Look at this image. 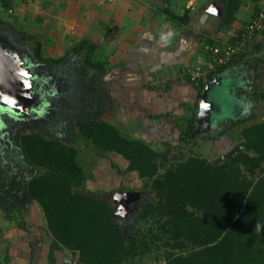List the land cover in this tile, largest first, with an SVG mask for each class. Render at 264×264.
<instances>
[{
  "label": "trees",
  "instance_id": "16d2710c",
  "mask_svg": "<svg viewBox=\"0 0 264 264\" xmlns=\"http://www.w3.org/2000/svg\"><path fill=\"white\" fill-rule=\"evenodd\" d=\"M13 1L0 0V13L15 22L19 18L13 8L18 4ZM27 1L20 0L19 4ZM253 1L256 14L259 0ZM236 8L237 2L227 3L222 25L232 22ZM160 12L168 19L187 22V15H178L169 6ZM44 20L41 17L36 22ZM19 34L26 36L22 30ZM205 42V46L218 45L210 38ZM42 46L37 41L34 54L39 62L52 66L64 63V56L44 57ZM94 51L95 46L86 39L68 48L67 54L80 60V69L74 75L96 82L111 72L113 66L95 59ZM208 56L204 54L206 59ZM262 61L260 44L254 38L230 62L215 67L205 82L194 87L198 99L205 84L229 68L244 67L249 78L256 79L254 73ZM244 92L252 104L264 101V91L254 84ZM197 107V102L185 104L191 115L175 124L171 114L160 116L170 119L178 131V142L163 143V151L125 137L117 126L104 121L101 116L107 103L81 112L74 123L75 131L69 128L66 136L96 151L104 169L96 170L94 178L106 186L112 184L109 190L86 187L90 177L79 163L76 147L33 131H20L16 144L23 160L32 166L30 173L36 169L40 172L26 179L24 171L19 170L5 181L0 168V207L5 219L30 236L20 198L27 196L38 205L46 222L44 231L51 238L49 264H54L53 253L60 249L75 254L80 264H149L152 260L164 264H264V119L257 120L254 109L234 121H217L212 131L193 135ZM233 140L242 143L241 151L218 163L183 154L195 141L217 143L226 152ZM109 153L122 156L126 165L121 167L110 160ZM103 159H108V165ZM126 182L132 186H125ZM115 191L151 195L137 202L134 226L119 222L114 204L104 197ZM4 263H10L8 255Z\"/></svg>",
  "mask_w": 264,
  "mask_h": 264
},
{
  "label": "crops",
  "instance_id": "0c3cea01",
  "mask_svg": "<svg viewBox=\"0 0 264 264\" xmlns=\"http://www.w3.org/2000/svg\"><path fill=\"white\" fill-rule=\"evenodd\" d=\"M55 1L53 4H58L56 10L51 15H43L45 20L42 22L43 27L53 22L50 35L55 38V43L67 51L74 42L86 39L95 46V59L113 66L111 72L101 79L103 88L96 87L103 94H97L92 100L95 106L107 103L101 118L117 126L125 137L141 140L151 147L177 140L178 131L174 124L180 119L174 118H188L191 111L184 105L198 101V91L181 78V70L204 56L207 39L218 44L230 42L255 15L253 0ZM230 2H237L235 17L230 24L222 25L225 7ZM212 5L221 9L220 17L212 13L215 11H211ZM166 6L178 15H187V22L168 19L160 12ZM73 27L81 35L73 37L74 42L70 43L65 31ZM52 39L47 38V41L53 44ZM255 41L260 44L263 65L254 73L258 76L253 79L254 86L264 91V29ZM42 51H45L43 47ZM240 68H229L224 72L225 81L230 73L239 75L235 80L239 84L233 90L237 94L241 90L240 82L246 79L242 71L244 67ZM249 109L248 113L259 109L256 119H264V101L252 104ZM243 112L240 110L236 119L244 117ZM168 113L174 124L168 118H160ZM30 236L33 239L31 244L27 249L20 247L21 250L17 251L19 257L14 259L15 263L9 264H49L50 243L44 245L43 236L37 231L31 232ZM36 236L39 238L37 244ZM53 259L54 264H80L77 256L65 249L54 251Z\"/></svg>",
  "mask_w": 264,
  "mask_h": 264
},
{
  "label": "rangeland",
  "instance_id": "374dc122",
  "mask_svg": "<svg viewBox=\"0 0 264 264\" xmlns=\"http://www.w3.org/2000/svg\"><path fill=\"white\" fill-rule=\"evenodd\" d=\"M13 2L18 4L13 8V11L15 15H18L17 17L19 20L13 22V18L7 17L6 13H0V17L4 21L3 23H0V36H7L10 39L8 42L16 46L23 53L29 55L38 65L37 71L42 77L51 76L55 81H58L56 85L53 86V95L51 96H46V94L43 93L44 83L41 84L37 91L38 94L41 96L43 95L45 98V105H43L45 111L43 113H40L31 119H23V121H19L11 115H2L0 117V168L3 171L2 179L6 181L10 175L15 174L19 170L24 171V177L26 179H30L32 176H35L40 172L39 169H36L33 173H30L32 166L29 163L24 162L22 153L15 143V136L17 133L24 130L33 131L46 138H54L76 147L78 150L79 163L83 166L87 175L90 177V182L87 183L86 187H88V189L101 188L100 190H109L112 188V184L111 186H106V184H103L100 182V180H96V178H94L96 170L99 172L101 169H104V165L98 162V156L95 154L96 151L93 148L88 150L83 146V144H78L73 139L66 136V131L69 128L70 130L75 131L74 123L80 116V113L90 111L95 107L91 101L97 94H103V91L99 93L96 89L97 86L99 89L103 88L101 87V83L103 81L98 79L96 82H91L87 78L74 75L78 73L77 69H80V60L71 53L67 54L65 51L66 49L61 47L62 45L60 46V44L57 45L55 43V38L52 39L50 31L53 28V22H49L44 27L42 23L36 22V19L43 17V15H51L52 11L56 10L55 7H57L58 4H53L56 3L55 0H36L33 3L29 2L25 4H19L20 0H14ZM9 24H11V26ZM12 26L16 27L17 30L21 29L22 31H25L26 36L23 35V37H21L18 33L12 30ZM18 26L21 28H18ZM74 28L75 27L66 28L65 31L68 34L67 37L70 43L74 42L72 39L73 37L76 38L79 37L78 35H81L78 34L80 31H76ZM28 35H34L35 38H31ZM47 38H51L53 41H50L53 44L49 43ZM37 41H40L43 44L42 47L45 49V51H42V55L44 57L54 56V58H59L64 56V63L60 66H52L39 62L34 54ZM242 71L243 75L245 74V77L247 78L244 80V82H240L241 84L239 89L242 90L241 97H238V94L233 91L239 84L235 81L239 78V75L235 72L230 73L226 77L228 78V80L226 79V85L232 86L230 90L227 88L216 87L214 90L209 92L208 100L215 102L213 110L214 115L212 116L213 120L218 118V122L221 123L223 120L226 121L227 119H236L240 110L244 111L242 115H247L249 112V107H251L252 103L247 100L243 93H245V90L248 91L251 85L253 86L254 80L251 79V77L249 78L244 70ZM49 89L51 90L52 86H50ZM243 101H245V103H243ZM257 112H259V109H257ZM174 119L177 120L182 118L177 117ZM216 124L217 122L212 125L213 127L211 128V131L215 128L214 126ZM233 135L236 136L237 132H234ZM177 142V140H172L173 144ZM239 142L237 140H233V146ZM152 148L163 151L165 149V145L160 142L153 145ZM180 150L182 151V149ZM227 151L228 150L226 148V152ZM226 152L221 149L219 144L210 141H195L193 142L192 146H187V149L183 150V154L185 155H188L189 153L196 154L211 162H214ZM109 155L110 160H113L119 166L122 167L125 165L126 161L122 156L116 153H110ZM102 162L107 164L108 159H103ZM103 172L106 174L105 171ZM108 178L109 176H107L106 179ZM129 184L130 183L126 182L125 186H128ZM129 186L132 185L130 184ZM142 197L146 201L150 199L151 195H144L143 192H140V199ZM20 200L21 206L23 208V218L29 227V234L33 231H37L43 236L45 242V244L44 242L43 244H49L51 238L44 231V229H46V222L42 211L38 205L34 201L30 200L27 196H22ZM114 207L116 209V217L118 218L119 222L128 224L130 226L135 225L136 219L133 216L134 211L132 213H128L129 210L133 208V206H129V208L122 207L119 204H114ZM36 240L37 242L35 244H37L39 241L37 236ZM31 242L32 239H30V236H27L26 232L20 230L15 223H10L5 219L0 207V264H5L4 258L7 255L10 257V262L15 263L16 260L14 259L19 257V255H17V251L20 250L19 248L21 247L22 249H27L28 243L30 245ZM20 255L22 256V254Z\"/></svg>",
  "mask_w": 264,
  "mask_h": 264
},
{
  "label": "water",
  "instance_id": "95a60500",
  "mask_svg": "<svg viewBox=\"0 0 264 264\" xmlns=\"http://www.w3.org/2000/svg\"><path fill=\"white\" fill-rule=\"evenodd\" d=\"M212 13L221 16V9L216 5L210 6ZM218 9V11H216ZM7 36H0V117L11 115L19 121L31 119L45 111V98L37 93L41 84L46 96L53 95V86L58 80L51 76L42 77L37 71L38 65L32 58L20 51L16 46L8 42ZM224 74L215 76L204 86V89L197 101L196 121L193 135L204 134L210 131L212 125L218 118L213 120L214 101L208 100V94L216 87L227 88ZM52 86L50 90L49 87ZM44 108V109H43ZM215 121V122H214ZM214 122V123H213ZM242 143L239 142L230 150L221 155L214 163L226 160L228 157L241 151ZM112 204H119L122 207L133 206L135 208L140 199V192L115 191L106 196Z\"/></svg>",
  "mask_w": 264,
  "mask_h": 264
},
{
  "label": "built area",
  "instance_id": "2783aa9c",
  "mask_svg": "<svg viewBox=\"0 0 264 264\" xmlns=\"http://www.w3.org/2000/svg\"><path fill=\"white\" fill-rule=\"evenodd\" d=\"M36 0H28L27 2H35ZM264 29V0H261L258 12L246 23L241 30L240 36L235 41L219 43L217 46H205V54L209 53V59L204 56L194 65L185 67L181 70V78L186 77L189 83L197 87L202 82H205L207 76L215 67L226 65L235 56L241 53L247 45H249L256 36ZM133 264H142L139 261ZM149 264H164L162 261H149Z\"/></svg>",
  "mask_w": 264,
  "mask_h": 264
},
{
  "label": "flooded vegetation",
  "instance_id": "af4514ba",
  "mask_svg": "<svg viewBox=\"0 0 264 264\" xmlns=\"http://www.w3.org/2000/svg\"><path fill=\"white\" fill-rule=\"evenodd\" d=\"M3 37H4V35H3ZM12 37V36H11ZM43 93L45 94V92L43 91ZM211 131V130H210ZM207 132H209V131H207ZM206 132V133H207ZM15 139H16V136H15ZM15 143H16V140H15ZM137 192V191H136ZM130 208V207H129ZM133 209V210H132ZM132 209H130L129 210V212L128 213H132L133 211H135L134 209H136V208H132ZM132 210V211H131Z\"/></svg>",
  "mask_w": 264,
  "mask_h": 264
}]
</instances>
